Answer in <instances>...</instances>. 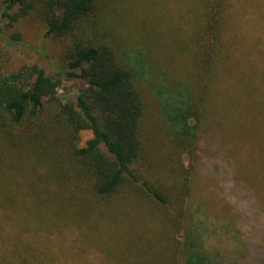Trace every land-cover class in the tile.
I'll return each instance as SVG.
<instances>
[{"label":"rangeland","instance_id":"rangeland-1","mask_svg":"<svg viewBox=\"0 0 264 264\" xmlns=\"http://www.w3.org/2000/svg\"><path fill=\"white\" fill-rule=\"evenodd\" d=\"M102 2L101 18L112 31L122 33L132 50L130 59L141 69L134 74L143 98L141 152L132 167L166 202L132 188L108 203L91 206L89 216L79 224L49 226L33 222L30 214L31 221L19 230L11 224L12 215L7 225H0L6 237L0 242L8 238L4 248L9 250V238L17 232L25 241L19 248L27 256L26 264H140L145 261L142 257L174 258L176 264H185L184 258L195 252L222 264L264 263V209L253 217L246 207L229 203L219 190L229 193L225 182L230 181L220 178L214 168L235 164L233 180L264 207V154L258 148H264V0L225 2L220 26L225 53L213 58L215 95L206 115L214 152L206 148L205 154L212 155L201 159L185 197L184 173L177 174L176 168L187 167V159L176 147L161 108L169 103L170 111L184 100V81L194 82L192 56L198 54L195 36L205 19L203 0ZM3 8L0 1V36L6 39V45L0 46V70L25 63L52 70L61 64L64 38L45 35L44 23L34 13L13 20ZM13 33L19 35V42ZM209 41L202 39L200 44ZM65 83L67 93L73 94L78 83ZM55 94L62 96V89ZM79 135L81 144L90 132ZM58 212L61 218L62 209ZM0 259L15 264L13 257Z\"/></svg>","mask_w":264,"mask_h":264},{"label":"trees","instance_id":"trees-1","mask_svg":"<svg viewBox=\"0 0 264 264\" xmlns=\"http://www.w3.org/2000/svg\"><path fill=\"white\" fill-rule=\"evenodd\" d=\"M0 1L4 3L3 14L11 19L34 13L44 23L45 35L66 40L61 64L53 65L52 70L37 63L0 70V225H7L13 215L11 224L22 230L31 221L30 214L34 215L33 222L49 226L66 221L79 224L89 216L91 206L108 203L113 196H122L120 192L132 188L165 203L166 197L132 167L141 152L143 98L134 75L141 69L130 59L132 50L122 33L112 31L101 18L104 2ZM225 2L203 0L205 19L195 36L198 54L192 56L194 82L184 81L181 104L174 103L168 111L169 103H162L167 127L187 159V167L176 168L177 174L184 173V197L201 159L212 155L205 154L206 148L214 152L206 133V115L215 95L213 58L225 53L220 27ZM13 37L20 41L18 34L13 33ZM202 39L210 41L203 46ZM4 44L6 39L0 36V46ZM68 81L78 83L71 95L66 89ZM58 89H62V96L55 94ZM83 130L90 135L80 144ZM258 148L264 154V148ZM214 168L220 178L228 177L225 181H230L225 182L229 193L219 190L229 203L246 207L253 217L264 209L255 195H245L242 186L233 180L235 164ZM19 236L16 232L9 238L10 251L4 248L8 238L0 242V257H13L15 264H26L27 256L19 248L25 241ZM2 237L6 238L0 233ZM142 258L145 261L140 264H176L174 258ZM8 261L0 259V264ZM184 262L222 264L197 252L185 257Z\"/></svg>","mask_w":264,"mask_h":264}]
</instances>
